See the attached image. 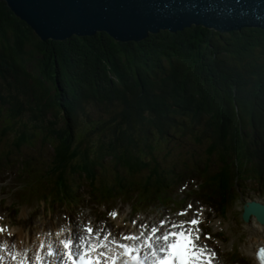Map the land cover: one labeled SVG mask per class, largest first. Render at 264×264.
Listing matches in <instances>:
<instances>
[{"label": "trees", "instance_id": "16d2710c", "mask_svg": "<svg viewBox=\"0 0 264 264\" xmlns=\"http://www.w3.org/2000/svg\"><path fill=\"white\" fill-rule=\"evenodd\" d=\"M18 87L36 105L17 104ZM0 105L27 115L32 127L56 126L60 118L51 135L69 144L78 130L69 126L81 114L88 120L84 134L100 138L94 145L103 144L104 159L128 160L144 154L142 144L179 133L209 142L234 164L241 161L233 140L253 138L245 158L262 166L256 159H264V30L221 34L192 26L139 42H117L104 32L42 41L0 1ZM100 112L111 116L109 128L99 127Z\"/></svg>", "mask_w": 264, "mask_h": 264}, {"label": "rangeland", "instance_id": "374dc122", "mask_svg": "<svg viewBox=\"0 0 264 264\" xmlns=\"http://www.w3.org/2000/svg\"><path fill=\"white\" fill-rule=\"evenodd\" d=\"M2 1H4V0H2ZM28 27H29V25H28ZM79 37H88V36H79ZM12 85H13V80L10 79V85L6 84L5 88L11 87ZM16 92H17L16 93L17 104L18 103H20V104L22 103L23 105L25 104V107L29 106V105L30 106L36 105V102H33L29 98V94L26 93V91L24 90V87H18V91L16 89ZM114 105H117V104L114 103ZM4 107L8 108L7 106H4ZM0 109H3L1 105H0ZM1 113H2V115H1ZM4 115H8V114H6L5 111L0 110V119L2 118L1 116H4ZM28 115L31 117V119H33V116L31 114H28ZM96 117H97L96 118L97 122H98V120H104L105 121V123L100 124L102 126H99V127L109 128L108 125L106 124V122L111 120L110 115L104 114V112H102V113L100 112V113L96 114ZM6 119L7 120L5 122L0 121V128L1 129L3 128L7 132L6 136H5V142H4V137L0 136V157L3 158L2 161L4 163H6V165H9V167L6 168L5 171L8 169H14V167L19 166L20 164H22V162L25 164L26 163L32 164L33 161H30V159L34 160V162H38V164H34V165H38L41 170L44 168L49 170L50 168L47 167L46 165H48V164L51 165V161H52L51 158L53 157V153H56V151L54 150V146H55L59 149L60 155H64V150L69 155V157L66 159H64L62 157L65 166H63V164H62L58 170L54 171V172H56V174L52 176L53 180H60V181L65 180V181H63V183H60V184H62L63 187H68V184L66 182L68 180H70V178L74 179V180H72V182L74 181L73 184H82V181L78 177L75 176L77 174L82 175V176L84 175V173L89 174L90 177H88V178H90V179L86 183V185L88 187H90L91 185L93 186V184H95L97 182V179L99 177H100V181H102L104 179V176H102V173H105V175H107V169H106L107 165L106 164L104 167L101 164V166H99V168L97 170H94V168H93L94 166L98 167V165H96L97 160H99L98 161L99 164L103 163L102 162L103 157L105 156L106 152H104V150L101 149L103 144L98 145L100 148H97L94 145V143L98 142V140H100V138H97V136H90V133H89V134H87L89 137L87 139V135L84 134V129H86V127H87L86 123H88V120L86 118L82 117L81 114L74 115L73 120L75 122L69 126L73 129V131L77 130L76 127L78 126V130L76 131V134H75L76 135L75 140L69 144V143H66V141L63 142V140L60 139V141H59V142H61L60 145H59V142L57 140L54 141L52 139V135H51V134H53V132H51V131H54V128H57V129L60 128V118H59V121L57 123L58 125L53 126V125H48L47 123L43 124L40 121V119L38 118V116H36V118L34 120L37 121L39 124L40 123H42V124L40 126L35 124L33 127L31 125L33 120L29 121V118L27 115H24L22 117L16 116L15 119L10 118V117L6 118ZM85 120H87V121H85ZM84 123H85V127L83 128L81 125H83ZM61 125H63V124H61ZM88 128L89 127H87L86 131L88 130ZM238 129H239V127H238ZM238 129H236V130L238 131ZM28 134H29V136H28ZM31 134H33V137H32L33 147L32 148L22 146L21 149H17L15 147L16 151H13V147L11 148V146H10L11 143H8V142H11L14 137L20 136V135H23L25 139L31 138L30 137ZM149 136L151 138H154V136H152V135H149ZM190 136L191 135H181L179 133H176L172 137L169 136V137H164L165 139L161 138V139H157L158 141H152V143L154 144V147H150L148 145L142 144L144 147V151H143L144 154H140V155L135 154V156H129L128 157V162H129V163H127L128 166L132 169L134 168L133 170L129 169V171H131L130 172L131 173L130 178L135 179L134 177H141V173L144 174V172H146L145 175H148V173H150L151 171H153L152 173H154L156 171V175L158 174V170L160 168H159V161L157 160L156 156L153 154L155 149H156V154L158 156H160V157L165 156V159H163L164 160L163 163H167L172 168L174 174H175L176 170H174V162L173 161L178 160L179 157L177 154H179L182 159L185 157L184 153L177 151L178 149H192L193 153L188 158L195 164L199 163L202 165L206 161L207 158L210 161L211 152H210V155L207 154V152H206L207 147H205L204 144L202 145V143H205V141H198V140L191 138V139L196 141V143H195L196 145H195V144H192L191 141L188 139ZM17 138L20 139L19 137H17ZM263 138H264V136H263ZM101 139H103V138H101ZM7 140H9V141H7ZM205 140H207V136H205ZM253 141H254L253 138H248V140H242V141L239 139L233 140V142L231 144V149L234 151L235 157L240 158L241 163L237 162L236 165L233 163V167H232V165H231L232 159L227 160L226 166L223 168V170H221V173H222L221 177L222 178L219 179V182H218L220 184V187L224 190L225 196L227 195V194H225L226 191L234 192L231 189V186H233V185L236 186L235 187V190H236L235 193H236L239 190V187H237V185H236L237 181H236L235 176H237V172L240 171L241 168L243 170L247 169L248 172L246 174L241 170L240 173L245 174V176L242 175L240 178L242 180L241 183H242L243 187L245 189H248V192L245 194L242 191L238 192L237 195L240 196V199L237 203L235 202L234 204H231V207H230L231 214L228 215V218H230L234 222L240 223V224H243L240 220L243 200H248L249 198H257V197H260L263 199V196H264V159L263 158H261V160L256 159V162L262 161L263 164H262V166L257 165L256 167H253L249 163V161H247L245 158V153H244L245 147L248 148L250 143H252ZM72 143L76 147H72L71 146ZM200 146H202V147H200ZM150 148L152 150H150ZM216 148L210 147L212 154H215L216 156L221 157L222 156L221 151L218 150V148L217 149ZM145 152L147 154H145ZM19 153L24 154V156H26V157L20 156V158H19V155H18ZM81 153H82L83 158L81 157ZM170 155H171V157H170ZM197 156H198V159H197ZM230 158H232V157H230ZM65 160H67V161H65ZM179 162H180V158H179ZM18 163H20V164H18ZM73 163H74V165H73ZM243 164H244V167H239L238 169L235 170V167L237 165L241 166ZM211 166H213V168H214L213 163L211 164ZM5 171L1 172L2 174L0 175V180L3 181V183L1 184L2 188H1L0 192H2V193L13 192V193L18 195V193L15 191V189H13L15 186L14 185L15 180H14L13 176L11 174H9L8 172H5ZM70 171H72V174L70 173ZM161 171H163V170H161ZM64 172L66 173V175H72V176L69 179H65L64 178L65 175L63 176ZM93 172H94V176L91 177ZM95 173L98 175L95 176ZM240 173H239V175H241ZM123 174H124V172L120 173V175H123ZM213 174H215V173H213ZM224 174L226 176V181L223 178ZM58 175H60L59 178H57ZM156 175L154 176V181H150L149 186L151 188H153V185H157V179H155ZM248 177H252L253 180H248ZM210 181L212 182L211 177H210ZM51 187H52V185L49 184L48 188L50 189ZM151 188H150V191L152 190ZM80 193L83 194V192H81V191H80ZM84 193H86V190L84 191ZM253 195H255V196H253ZM1 197L2 196H0V200H1ZM230 197H232V196H230ZM229 200H230V198H228V200H226L223 203L225 205H229ZM57 202H60V201H57ZM177 202H178V200H177ZM185 202H186V200L184 198V200L181 203H179V207H181V206L183 207ZM0 203H1V207L5 208V209H8V207L12 203H14V208L17 209V207H18L21 210L19 212L17 211V217H16L17 222L25 224L27 227L31 226V227L35 228V227H38L40 225L43 226L44 223L40 222V218L43 217L44 215L47 216L46 221L48 222V213H49V212H47L48 210L47 209L41 210L39 207H35L36 201L34 198L31 199L30 197H28V198L12 197L11 199L6 200V201L2 200ZM49 204H50V207H52L53 213L55 212L56 214H59L60 212H64L67 214L69 212V211H66L62 207H58L56 205V203H53V204L49 203ZM175 208L177 209V207H175ZM8 210L11 213H14V211L12 209H8ZM124 210H125V208H124ZM94 211H96V210H94ZM207 211L209 214L211 213L209 211V209H207ZM147 212L150 214L153 211H147ZM100 213H101V210L96 211L93 214H94V216L98 217V219H100L99 218V216H101ZM58 218L60 221L63 220V218L60 214L58 215ZM246 224L247 223H244L245 230L247 228L251 227L250 224H248V225H246ZM210 229L213 232H218V230H219L218 223L216 221L210 222ZM223 232L228 236L227 237L228 244L224 238H221V239L223 240V244H227V246H229V244H235L236 245V244H240V243L251 244V241H249V238H251L252 235H250L248 230H246V233H243V232L234 233L231 231L226 232L224 230H223ZM236 234H239L245 240L240 239L239 235H236ZM214 235L217 236V234H214ZM226 251L230 252V253L232 252L230 249H226ZM236 251L238 252V253L236 252V255L238 257L237 258L238 261L244 262L246 264H254L252 261H250L247 258V256L243 255L242 248H240V245H238L236 247Z\"/></svg>", "mask_w": 264, "mask_h": 264}, {"label": "water", "instance_id": "95a60500", "mask_svg": "<svg viewBox=\"0 0 264 264\" xmlns=\"http://www.w3.org/2000/svg\"><path fill=\"white\" fill-rule=\"evenodd\" d=\"M42 40L108 34L117 42H139L159 31L200 26L218 33L264 30V0H4ZM252 206V205H251ZM264 223V207L253 205ZM244 208V217L251 213Z\"/></svg>", "mask_w": 264, "mask_h": 264}, {"label": "snow or ice", "instance_id": "6c2138e0", "mask_svg": "<svg viewBox=\"0 0 264 264\" xmlns=\"http://www.w3.org/2000/svg\"><path fill=\"white\" fill-rule=\"evenodd\" d=\"M188 207L191 209L192 206ZM202 211L201 209L194 213V218L190 220L170 223L160 234V229L164 228L166 223L162 220L159 227H152L147 237L139 244L137 242L145 236L144 232L139 236L121 235L116 238L103 229L85 227L83 231L87 236H80L78 242L74 243L77 239L74 234L61 241L63 248L67 250L64 253L66 260L63 256L56 257L49 247L45 257L39 252L36 254V264H44L45 260L54 257L63 260L64 264H149V256L151 264H213L216 253L200 244ZM111 215L115 217L117 214L113 212ZM180 215L187 213L182 212ZM2 231L3 229H0V232ZM203 238L210 239L208 236ZM40 247L43 249V243ZM142 249H146L147 254L141 256ZM11 259L17 261V255L12 254ZM259 259L261 264H264V249L260 250ZM19 264H31L27 254H23Z\"/></svg>", "mask_w": 264, "mask_h": 264}, {"label": "bare ground", "instance_id": "6f19581e", "mask_svg": "<svg viewBox=\"0 0 264 264\" xmlns=\"http://www.w3.org/2000/svg\"><path fill=\"white\" fill-rule=\"evenodd\" d=\"M0 1H2V0H0ZM9 8V7H8ZM14 14V13H13ZM15 15V14H14ZM20 19V18H19ZM21 20V19H20ZM23 21V20H22ZM30 27V26H29ZM30 29H32L31 27H30ZM33 30V29H32ZM34 31V30H33ZM34 33H35V31H34ZM36 34V33H35ZM131 42H133V41H131ZM2 118H1V120H4L5 119V116H1ZM48 124V123H47ZM24 138V136L22 137V139ZM32 138V137H31ZM25 139V138H24ZM9 141V140H8ZM44 141V140H43ZM13 143H17L15 140H13ZM73 153V152H72ZM55 156L56 157H52L51 159L53 160L52 161V163H53V165H50V164H48V166H49V168L52 170V171H56V170H58L60 167H61V165L60 166H58V164L59 163H61V164H63L64 162H63V160H60V159H62V157L64 158V159H66V158H68L69 157V155H68V153L66 152V154H64V155H60V152L58 153V154H56L55 153ZM54 158H55V160H54ZM162 158V161L164 162V160L163 159H165V156H163V157H161ZM65 161H67V160H65ZM70 161V160H69ZM112 162H114V161H112ZM72 163V162H71ZM69 164V163H68ZM165 164V166H166V168L168 169V170H170L173 174H174V172H173V170H172V168L167 164V163H164ZM73 165H74V163H73ZM107 169V168H106ZM216 172H219V169H216L215 170ZM153 171H151L150 173H148V177H149V179L150 180H152L153 178H154V176L156 175V172H154V173H152ZM107 174H108V183H110V181H111V179H113V174L111 173V171L110 170H108L107 169ZM65 175V176H64ZM245 176V174H241V175H237V176H235V178H236V185H237V187H239V190L238 191H242L244 194L245 193H247L248 192V189H245L244 187H243V185H242V180H241V176ZM59 176L60 175H58L57 176V178H59ZM63 176H64V178L65 179H69L70 177H71V175H66V173L64 172V174H63ZM213 179H214V184H218V182H219V179H221L222 177L221 176H219V173H215V174H213ZM156 178H157V181L159 182L160 180H161V184H163V180L159 177V176H157L156 175ZM223 178H224V180L226 181V176H225V174L223 175ZM240 179V180H239ZM63 181H65V180H63ZM69 181V180H68ZM199 184V186L201 187V189H206V187L204 186V185H202V184H200V183H198ZM57 186H58V188H59V191H58V189H57ZM231 186V185H230ZM235 187L236 186H231V189L234 191L233 192V194L235 195ZM126 188V187H125ZM63 189V186L62 185H60V184H58V183H56V185L54 186V188H53V198H47V199H45L44 201H42L41 202V208L42 209H47L46 211L47 212H50L51 214H54L53 212H52V207H50V204L49 203H51V204H53V203H55V201L57 202V201H60V202H63L62 200H60V192H61V190ZM85 190H86V188H85ZM142 191H143V187H142ZM87 193H88V191H86ZM144 198H145V193H144ZM253 196H255V195H253ZM194 197L196 198V199H198V200H202L203 199V196H202V194H201V192H199V191H194ZM97 198V197H96ZM98 199V198H97ZM99 200V199H98ZM146 200H148V201H146V204L147 205H150V203H149V198L148 199H146ZM236 200V199H235ZM254 201H256V202H259V204H261L262 203V200H254ZM236 203H237V200H236ZM146 204H144V206L146 207L147 205ZM263 204V203H262ZM263 207H264V205H263ZM126 213H128V212H126ZM56 214V213H55ZM46 219H47V216H43V217H41L40 218V222H43V221H46ZM254 220V218L251 220V222ZM58 221H60L59 220V218H58ZM153 226V225H152ZM206 227H208V225H205ZM156 227H158V226H156ZM161 232H162V229H160V234H161ZM257 232L258 233H260V234H262L263 235V237H264V225H261V224H258L257 225ZM18 235H19V237L20 238H22L23 237V235L21 234V233H18ZM17 235V236H18ZM261 242L262 243H264V240L262 239L261 240ZM259 245V244H258ZM258 245H256V247L258 246ZM256 247L252 250V255L254 256V254H255V251H256Z\"/></svg>", "mask_w": 264, "mask_h": 264}]
</instances>
